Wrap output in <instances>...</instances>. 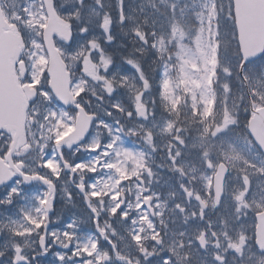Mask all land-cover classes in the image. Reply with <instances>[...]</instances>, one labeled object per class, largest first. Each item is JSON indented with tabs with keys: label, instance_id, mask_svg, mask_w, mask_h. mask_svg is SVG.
<instances>
[{
	"label": "snow or ice",
	"instance_id": "obj_1",
	"mask_svg": "<svg viewBox=\"0 0 264 264\" xmlns=\"http://www.w3.org/2000/svg\"><path fill=\"white\" fill-rule=\"evenodd\" d=\"M0 193V264H264V0H0Z\"/></svg>",
	"mask_w": 264,
	"mask_h": 264
}]
</instances>
